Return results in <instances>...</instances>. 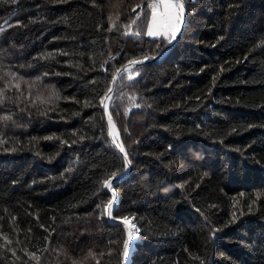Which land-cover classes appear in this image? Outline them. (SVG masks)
Returning <instances> with one entry per match:
<instances>
[{
    "label": "trees",
    "instance_id": "trees-1",
    "mask_svg": "<svg viewBox=\"0 0 264 264\" xmlns=\"http://www.w3.org/2000/svg\"><path fill=\"white\" fill-rule=\"evenodd\" d=\"M184 1L177 42L110 102L128 264H264V0ZM154 2L0 0V264H122L104 181L126 163L98 98L167 46Z\"/></svg>",
    "mask_w": 264,
    "mask_h": 264
},
{
    "label": "snow or ice",
    "instance_id": "snow-or-ice-1",
    "mask_svg": "<svg viewBox=\"0 0 264 264\" xmlns=\"http://www.w3.org/2000/svg\"><path fill=\"white\" fill-rule=\"evenodd\" d=\"M56 2H67V0H56ZM148 9L151 10L150 17L148 18V23L145 31V35L147 37L153 38V39H159L164 38V40L167 43H171L172 40L176 39L177 33L181 30V26L184 23V13L185 8L182 0H156V2L148 4ZM135 11V9H133ZM139 18V15H137V19ZM132 24H135L136 21L133 20L131 22ZM115 27V25H113ZM111 29H109L110 31ZM129 35L139 37L141 35L140 31L137 30L135 32L129 33ZM148 57H145L144 60H137L132 59L129 61V64L132 66L143 64L145 60H147ZM126 72H130V68L125 69ZM119 74V73H118ZM138 74V73H137ZM127 79L129 81L133 80L132 75H128ZM18 87V85H17ZM112 92V88H108L105 92V94L98 98L99 104L103 106L105 110L108 109V104L105 103V101L110 100L111 97L108 95V93ZM2 95V94H0ZM2 102V100H0ZM85 106H89L88 102H85ZM135 107L139 108L140 105L136 104ZM11 117H4V119H10ZM108 124L111 126L112 129H115V125L113 124L112 116L109 113L108 115ZM110 135H113V144L116 149L120 153L123 154L124 160L127 163H130V161H127V151L125 150L122 142H117L116 137L114 133L110 132ZM115 175V174H114ZM104 187L108 190H110L111 198L107 201V204L105 205V211L109 219L117 220L122 225H128L130 228H134L133 225L130 224V219L128 217H118L114 216L113 214V208L114 204L117 200L115 189L111 183L110 180L104 181ZM259 197H257L258 199ZM249 210H251V206L249 207ZM199 211V209H197ZM132 239V232L129 231L128 233V241H131ZM129 242H125L123 245V255L125 258L129 255Z\"/></svg>",
    "mask_w": 264,
    "mask_h": 264
},
{
    "label": "water",
    "instance_id": "water-1",
    "mask_svg": "<svg viewBox=\"0 0 264 264\" xmlns=\"http://www.w3.org/2000/svg\"><path fill=\"white\" fill-rule=\"evenodd\" d=\"M182 2H183V4H184V8H185V13H184V23H183V25L181 26V30L179 31V33H177L176 39H175V40H172L171 43H168L167 46L165 47L164 51H162L159 55H157V56H155V57H152V58H148L147 60H145V62H144L143 64H146V63H149V62H156V61L160 60L163 56H165V55L168 53V51L173 47V45L177 42V40H178L179 37L181 36V34H182V32H183V30H184V28H185L186 19H187V9H186V4H185V1H184V0H182ZM140 60H144V59H140ZM143 64H139V65L132 66V65H130L129 62H128V63H126L125 65H123L122 67H120V68L116 71L115 75L113 76V79H112V82H111V86H110V88H112V92H111V93H108V95L112 98V96H113V94H114L115 84H116V82H117V79L119 78L120 74H121L123 71H125L126 68H130V69H131V68H134V67L141 66V65H143ZM118 73H119V74H118ZM110 102H111V99L105 101V103L108 104V109H107V110L104 109V111H105V115H106V121H107L108 135H109L111 141L113 142V135H110V132H111V133H114V134H115V137H116V135H117V137H116V141H117V142H122V143H123L122 138H121V135H120V130H119L117 124L115 123L113 117H112V120H113V124L115 125V129L113 130V129L111 128V126H109V124H108V115H109V113H110V111H109V108H110ZM110 114H111V113H110ZM111 116H112V115H111ZM113 145H114V144H113ZM123 146H124V144H123ZM124 148H125V147H124ZM122 155H123V154H122ZM127 161H130L128 155H127ZM125 163H126V169H125V171H124L123 173L118 174V175H116V176H112V177H110L109 179H107V180H110V181H111V183H112L114 189H115V183H117L118 181H120L121 179H123L124 177H126V176L130 173V171H131V169H132V164H131V162H130V163H127V162L125 161ZM105 189H106V188H105ZM106 190L110 192V190H108V189H106ZM115 192H116V190H115ZM116 196H117V200H116V202H115V204H114V208L116 207V205H117V203H118V193H117V192H116ZM114 208H113V210H114ZM106 215H107V214H106ZM107 217H108V216H107ZM129 219H130V218H129ZM111 220H113V219H111ZM113 221L119 223V221H117V220H113ZM130 224L133 225L134 228H130L128 225H123V226L125 227V229H126V239H125V242H126V241L129 242L130 247H129V255H128V257L125 258L124 255H123V257H122V264H128V263H129L128 258L131 257V255H132V249H133L134 247H136V242L139 241V233H136V232L134 231V229L136 228V225L132 223L131 219H130ZM129 231L132 232V239H131V241H128V233H129Z\"/></svg>",
    "mask_w": 264,
    "mask_h": 264
},
{
    "label": "bare ground",
    "instance_id": "bare-ground-1",
    "mask_svg": "<svg viewBox=\"0 0 264 264\" xmlns=\"http://www.w3.org/2000/svg\"><path fill=\"white\" fill-rule=\"evenodd\" d=\"M114 130V129H113ZM124 144V143H123ZM124 147H125V145H124ZM118 150V149H117ZM125 150H126V148H125ZM127 151V150H126ZM122 154V153H121ZM128 154V153H127ZM129 157V156H128ZM129 160H130V158H129ZM131 162V161H130ZM123 173V172H122ZM118 174H121V173H118ZM118 174H115V175H113V176H116V175H118ZM112 177V176H111ZM109 179V178H108Z\"/></svg>",
    "mask_w": 264,
    "mask_h": 264
},
{
    "label": "rangeland",
    "instance_id": "rangeland-1",
    "mask_svg": "<svg viewBox=\"0 0 264 264\" xmlns=\"http://www.w3.org/2000/svg\"><path fill=\"white\" fill-rule=\"evenodd\" d=\"M135 231H136V229H135ZM137 233V232H136Z\"/></svg>",
    "mask_w": 264,
    "mask_h": 264
}]
</instances>
